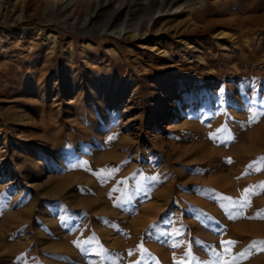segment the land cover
Returning <instances> with one entry per match:
<instances>
[{"label": "rangeland", "instance_id": "obj_1", "mask_svg": "<svg viewBox=\"0 0 264 264\" xmlns=\"http://www.w3.org/2000/svg\"><path fill=\"white\" fill-rule=\"evenodd\" d=\"M155 1L0 0V264H264V0Z\"/></svg>", "mask_w": 264, "mask_h": 264}, {"label": "bare ground", "instance_id": "obj_2", "mask_svg": "<svg viewBox=\"0 0 264 264\" xmlns=\"http://www.w3.org/2000/svg\"><path fill=\"white\" fill-rule=\"evenodd\" d=\"M175 1L176 0H160V1L157 0V2L155 1L154 4L159 5V10L160 11H164L165 10V13H163L162 15L157 16L156 18H153L152 20H154V23H156L157 20H158V21H162L164 24H169V23H173L174 21H177L179 18H182L183 20H181V24H179L180 22L178 24L179 25H182V24L186 25V27L181 32L177 31L178 35H185V34H191V33L204 32V31H206L207 28L209 29V27L212 25L211 24L209 26L210 23L208 25L206 23L204 25L203 24L199 25L200 23H198V15L196 14V9H197L196 6L198 4L195 5V3H193L190 6H188V5L184 6L183 3L175 4L176 3ZM187 1H189V0H187ZM168 4L170 5V8H167L166 5H168ZM12 6L15 7L16 6V2L13 3ZM181 7H183L182 10L180 9ZM178 9H180L181 11L178 10ZM129 10H130V7H125V6H120L118 8H115L113 10L112 18L115 17V16H121L125 12H127V11L129 12ZM173 11H175V12H173ZM127 16H128V14H127ZM83 25H85V24H83ZM212 26H214V24ZM144 29H145V27H144V24H143V26L135 27L130 32H132V34H133L132 36L139 42V44L142 45L143 49L147 50V49L151 48V45L148 42H144V41L148 40L150 36H149L148 32L141 33V31H144ZM52 39H53V42H54L53 53H56L57 52L56 46H57V44L59 42V39H58L57 36H53ZM157 50L160 51L161 49L159 48ZM161 52L165 53V51H160V53Z\"/></svg>", "mask_w": 264, "mask_h": 264}, {"label": "snow or ice", "instance_id": "obj_3", "mask_svg": "<svg viewBox=\"0 0 264 264\" xmlns=\"http://www.w3.org/2000/svg\"><path fill=\"white\" fill-rule=\"evenodd\" d=\"M257 116H264V111H261L259 113H256V112H253L252 113V117H251V121L254 122L257 118ZM223 130V129H221ZM221 130H218V131H221ZM214 136V134H213ZM231 138V137H229ZM109 139H113V137H109ZM261 160H264V157L261 158ZM72 168H87L88 167V162L87 161H81L79 163H76V164H72L71 165ZM251 167V165L249 166ZM118 169L116 168H113L111 169V171L109 172L108 169H101L98 173H95L96 175H104L105 173H108L109 175L111 174V172H115L117 171ZM152 180H155L156 177H151ZM262 188H264V184L261 185ZM137 191H139V189H137ZM206 191H211V190H206ZM247 191V190H246ZM203 194V192L201 193ZM128 199L130 200L131 197H128ZM222 199L224 200H228L230 203L228 205V207H232V208H235L237 207V204L238 202H232L231 201V198L229 197H222ZM243 205H241L242 207ZM63 207V206H61ZM222 207H224V205H222ZM227 210V209H226ZM236 215H240V213H236ZM230 218H235L234 216H232V214H230ZM66 218L65 217H61V220H65ZM209 219H211L209 217ZM163 223H170L169 220L165 219L163 221ZM150 228H153V229H157L158 230V225H151ZM161 235H166V233H163L161 232L160 233ZM90 242V241H88ZM195 243L199 244L201 243L199 240H196ZM236 243V241H232V240H229V241H224V240H221L220 242V246L221 248L223 249V252H218L214 246H211L209 245L208 248L211 250V253H212V258L211 259H208V260H197L196 261V264H236L237 260L239 258H243L246 256V253H247V250H245L244 252H240L238 254V256H232L231 254V247ZM178 245L176 244H173L172 247H177ZM249 249H255V248H259L260 251H264V240H261V241H253L249 246ZM129 255H131V251L128 253ZM231 257L230 259H223V257ZM193 259H196L195 257H193ZM136 264H139V261L136 262Z\"/></svg>", "mask_w": 264, "mask_h": 264}]
</instances>
